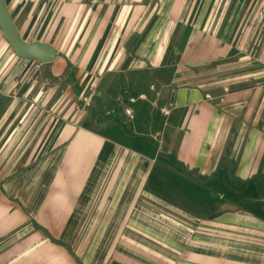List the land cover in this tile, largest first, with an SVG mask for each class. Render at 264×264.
Returning <instances> with one entry per match:
<instances>
[{
    "label": "crops",
    "instance_id": "obj_1",
    "mask_svg": "<svg viewBox=\"0 0 264 264\" xmlns=\"http://www.w3.org/2000/svg\"><path fill=\"white\" fill-rule=\"evenodd\" d=\"M59 2L85 74L0 42V264H264V0ZM166 174L227 200L190 209Z\"/></svg>",
    "mask_w": 264,
    "mask_h": 264
},
{
    "label": "rangeland",
    "instance_id": "obj_2",
    "mask_svg": "<svg viewBox=\"0 0 264 264\" xmlns=\"http://www.w3.org/2000/svg\"><path fill=\"white\" fill-rule=\"evenodd\" d=\"M57 3H60L59 0H57ZM7 4H9V6L11 7V9L14 11V16L16 19H18L19 23L23 26L25 24V21L28 19V17L31 14V11L33 9H35V12L38 11V9L40 10L43 15L45 14L46 16V20H45V24L43 25V23H37V24H33L32 25V31L30 33H32V37H27V41L28 40H33L35 35H38V40H53L54 42L57 43V45H59V47L62 50H67L68 53H70L71 49L73 48L71 54H62L61 58L67 63V71L64 72L63 75H61L62 79L66 80V78H69L70 75V67L74 68L75 67V62L78 63H85L86 61H88L89 58V54L87 53V49L86 46L83 44L81 45L79 42L82 41L81 38L78 39L77 42H75L77 39L75 38H70V28L69 25H66L65 28L63 27L62 30H60L57 34L56 37H49L48 34H52L54 33V31L52 30V19H53V11H54V7L56 4V0H7ZM13 16V17H14ZM14 18V19H15ZM16 21V20H15ZM0 42L3 43V45H7L8 47H10L11 49V45L8 43V41L5 39L2 30L0 28ZM10 45V46H9ZM77 50H81V52H79L78 54H76ZM65 56V57H64ZM73 60V62H71ZM25 61V60H24ZM74 72H78L79 75H81L82 73H86V70H79V69H75L74 68ZM198 72V71H197ZM201 71H199L198 73L200 74ZM207 72H209L207 70ZM197 73V74H198ZM210 75H214L212 74L213 71H210ZM31 74V73H30ZM208 75V74H207ZM41 77H44V75H42ZM50 88H52V85L50 86ZM80 88V87H79ZM84 88V87H82ZM92 87L89 86L88 90L82 94H81V90L79 91V99H78V106L77 109L79 112L81 111H91L92 107H90L89 103L91 104H95V107H97L98 103L95 101V97L96 95H98L99 90L97 89V87H94V89H91ZM95 89H97L96 92H94V96L92 97L91 94L93 93V91H95ZM71 88L69 85H67V82H62V85L60 87V89L57 91L55 97L53 98L51 104L47 105L48 109H52V108H56L57 106L59 107V105H61V109H64L65 106H67V108H65L66 110L72 108L73 106L70 105L69 106V101L71 97H74L73 94L70 92ZM93 101V102H92ZM61 102V103H59ZM67 104V105H66ZM76 108V107H74ZM165 183H163V185L160 187L161 191H168L169 192V187H170V191L175 190V193L178 194L177 196H179L180 198H178V202L183 203L184 206L187 205L186 207H189L190 209H198L200 211L206 212L207 216L210 215V213L215 209V205H217L219 203V201L224 202L225 199L224 197L219 198V195L217 193L216 196H212L210 194V191L208 190V184H206V188L202 186H196V187H192L190 186L191 184L186 183V181H182L180 178H171V174H166L165 175ZM261 182V181H260ZM165 184L168 187V190L165 188ZM203 186L205 185L204 183H201ZM255 192H259V193H264V181H262L261 183H259L258 188L255 190ZM175 194V195H176ZM237 194H240L239 192ZM238 196V195H237ZM240 198H232L231 201L234 202V204H240ZM224 205V204H223ZM222 205V206H223ZM217 211V209H216Z\"/></svg>",
    "mask_w": 264,
    "mask_h": 264
},
{
    "label": "water",
    "instance_id": "obj_3",
    "mask_svg": "<svg viewBox=\"0 0 264 264\" xmlns=\"http://www.w3.org/2000/svg\"><path fill=\"white\" fill-rule=\"evenodd\" d=\"M0 28L5 39L12 46L15 53L27 61H40L44 64L52 63L58 56V50L50 42L27 41L21 35L20 29L8 7L7 0H0ZM238 207L226 203L221 210H236Z\"/></svg>",
    "mask_w": 264,
    "mask_h": 264
},
{
    "label": "built area",
    "instance_id": "obj_4",
    "mask_svg": "<svg viewBox=\"0 0 264 264\" xmlns=\"http://www.w3.org/2000/svg\"><path fill=\"white\" fill-rule=\"evenodd\" d=\"M128 113L130 114V110L128 111Z\"/></svg>",
    "mask_w": 264,
    "mask_h": 264
}]
</instances>
